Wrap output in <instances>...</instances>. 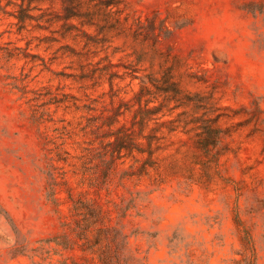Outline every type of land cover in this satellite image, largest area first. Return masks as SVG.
Returning a JSON list of instances; mask_svg holds the SVG:
<instances>
[{"label":"rangeland","instance_id":"1","mask_svg":"<svg viewBox=\"0 0 264 264\" xmlns=\"http://www.w3.org/2000/svg\"><path fill=\"white\" fill-rule=\"evenodd\" d=\"M165 80L221 113L209 151L182 122L203 110H170ZM145 82L157 119L135 167L154 166L124 176L130 156L96 151L118 127L138 131ZM71 198L122 225L129 264H264V0H0V264H34L32 248L70 234ZM62 254L50 264L83 261Z\"/></svg>","mask_w":264,"mask_h":264},{"label":"trees","instance_id":"2","mask_svg":"<svg viewBox=\"0 0 264 264\" xmlns=\"http://www.w3.org/2000/svg\"><path fill=\"white\" fill-rule=\"evenodd\" d=\"M18 19L23 20L25 15L17 16ZM13 53L10 50L5 51L4 57L11 58ZM151 85L156 87L159 79L146 74L145 75ZM136 77L132 74V78ZM164 78V77H163ZM17 79V78H16ZM168 86L171 88L168 89H159L166 93L167 101H174L175 104L170 107V110L178 107H191L192 111L198 113L199 110H203L200 116H194L191 121L183 120L186 125L189 122H192L195 126L194 129L200 130L197 132L198 143L206 151L210 150L211 146H216L220 141L221 137L224 134L222 128L218 124L221 113H218L217 109L213 106L206 107L203 103V100L206 98L200 94H186L184 97H180L179 88L168 80H165ZM146 82L141 84L136 91L133 93V101L138 104L137 109L132 113L131 121L132 124L138 126V131L134 134H131L127 129L123 127H118L114 131H110L107 136L108 138L113 137L112 141H107L105 144H101L97 147L96 157L103 163H108L109 161L113 162L115 158L121 156L120 154L124 151V155L130 156L133 160L129 168H134L135 163H139L138 155H143L145 149H143V143L140 141L143 135V127L148 120H155L156 117L152 109L147 106L149 102L148 99H144L146 95L149 94L148 86ZM24 86V85H23ZM34 91V97L40 96L39 92ZM194 97L195 99H192ZM65 99H56L55 96L48 97L47 103H60L64 102ZM144 102V103H143ZM192 104V105H191ZM186 110L178 113L184 114ZM212 114L213 116H210ZM174 120H169L172 127L168 128V131H173L177 125L174 124ZM156 122V121H155ZM200 122V123H199ZM199 125H196L198 124ZM148 143L152 141V137H149ZM156 138V137H155ZM148 158L151 160L152 152L147 151ZM65 153V151H64ZM67 153V152H66ZM106 155H109V159L106 158ZM57 159L65 160L62 153L57 151ZM53 158V157H52ZM147 163L146 161L141 162L135 170L124 169V176H141L146 173L147 166H154V163ZM109 174L107 175V177ZM55 198V197H54ZM71 212L75 216L73 219V226H69L70 236L67 232H62L53 237L42 240L41 246L32 248V254L29 257L32 259L34 264H43L44 261L49 260V264L52 262V255L59 254L63 255L62 251H72L73 249H79L83 252L81 255L80 261L73 256H65L61 259H58V264H129V257L125 256L120 249L126 244L127 234L123 232L122 225L120 227L111 225L109 223H104L105 216L98 207L90 205L83 199H72ZM125 214V213H122ZM53 243V245H52ZM12 257L17 255H28L23 247H15L11 249ZM86 254H89L88 257ZM34 256H39L42 262L34 260Z\"/></svg>","mask_w":264,"mask_h":264}]
</instances>
